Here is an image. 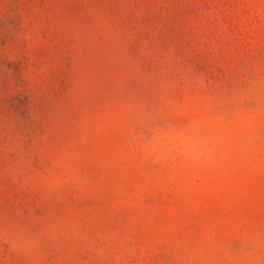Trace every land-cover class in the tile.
<instances>
[{
    "label": "clouds",
    "instance_id": "obj_1",
    "mask_svg": "<svg viewBox=\"0 0 264 264\" xmlns=\"http://www.w3.org/2000/svg\"><path fill=\"white\" fill-rule=\"evenodd\" d=\"M0 264H264V0H0Z\"/></svg>",
    "mask_w": 264,
    "mask_h": 264
}]
</instances>
